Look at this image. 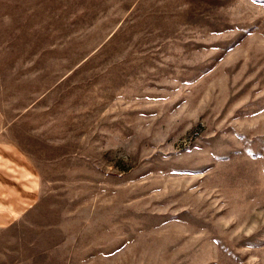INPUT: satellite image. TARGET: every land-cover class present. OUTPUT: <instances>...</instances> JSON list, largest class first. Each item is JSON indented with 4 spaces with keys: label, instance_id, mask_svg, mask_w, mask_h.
I'll use <instances>...</instances> for the list:
<instances>
[{
    "label": "rangeland",
    "instance_id": "1",
    "mask_svg": "<svg viewBox=\"0 0 264 264\" xmlns=\"http://www.w3.org/2000/svg\"><path fill=\"white\" fill-rule=\"evenodd\" d=\"M0 116V264H264V0H0Z\"/></svg>",
    "mask_w": 264,
    "mask_h": 264
},
{
    "label": "crops",
    "instance_id": "2",
    "mask_svg": "<svg viewBox=\"0 0 264 264\" xmlns=\"http://www.w3.org/2000/svg\"><path fill=\"white\" fill-rule=\"evenodd\" d=\"M0 168V227H4L33 204L40 181L25 151L9 143H0Z\"/></svg>",
    "mask_w": 264,
    "mask_h": 264
}]
</instances>
